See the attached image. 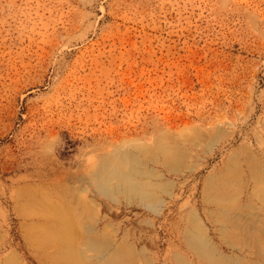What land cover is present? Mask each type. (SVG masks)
<instances>
[{
	"label": "rangeland",
	"instance_id": "374dc122",
	"mask_svg": "<svg viewBox=\"0 0 264 264\" xmlns=\"http://www.w3.org/2000/svg\"><path fill=\"white\" fill-rule=\"evenodd\" d=\"M158 135L183 153L177 173L149 165L154 208L98 193L101 158ZM234 159L240 207L218 225L203 191ZM259 167L264 0H0V264H49L28 236L43 219L17 210L75 188L86 264H218L189 248L191 215L221 264H264Z\"/></svg>",
	"mask_w": 264,
	"mask_h": 264
},
{
	"label": "bare ground",
	"instance_id": "6f19581e",
	"mask_svg": "<svg viewBox=\"0 0 264 264\" xmlns=\"http://www.w3.org/2000/svg\"><path fill=\"white\" fill-rule=\"evenodd\" d=\"M194 140L196 142V139ZM194 140L192 141L194 142ZM121 146L122 148H117L116 151L101 158L97 170L92 173L90 180L94 182L98 193L107 196L109 199L118 200L122 198L126 202L140 204L145 208L150 202L154 208L156 206V191L165 189L167 185L152 182V180H156L162 175L150 169L149 165L158 164L166 168L167 172L177 173L180 168L183 150L181 152V147L174 140H169L163 135L156 136L150 145L137 140V142L128 141L126 145ZM257 171L259 173L264 172L260 167L257 168ZM256 173H253L250 177L255 184L252 188V195L262 197L264 189L262 191V188H260L262 181L259 178L260 175L258 176ZM144 177L146 178L144 179ZM78 181L81 182V180ZM243 181L235 159L227 164L220 174H214L207 180L202 199L205 204L215 206L214 223L217 222L219 225L220 222L225 223L227 219L232 221L233 216L230 219L228 215L240 207L239 200L243 193ZM75 189L73 191L68 190L67 193H57L55 190H49L50 194L49 192L34 193L28 197V201H26L23 208L17 210L20 214H28L43 219V223L32 227L31 231L28 232V236L32 240V246L34 245L33 247L36 249L43 250L44 248L53 247L54 252L52 254L44 255L49 264H86L88 262L84 258L85 254L83 252L85 243L80 237V229L85 224L83 221L86 213L78 208L79 205H72L73 200H77L74 195H77L75 193H78V191ZM250 203L252 204V202ZM190 226L193 232H186L185 236L189 248L193 252L199 253L200 251L208 257L213 256L218 264L223 263L219 260L223 257L220 254L217 257L213 246L206 240V234L200 221L194 215L190 216ZM199 256L205 258L204 254H199ZM108 257L106 256V259ZM112 257L110 260H108L109 258L106 260L109 264H122V261L127 264L130 263L131 258L129 255H124V260H122L123 258L120 256L122 261L119 258L121 261L119 262L115 257ZM103 261H105V257L101 263ZM99 262L97 260V263Z\"/></svg>",
	"mask_w": 264,
	"mask_h": 264
}]
</instances>
